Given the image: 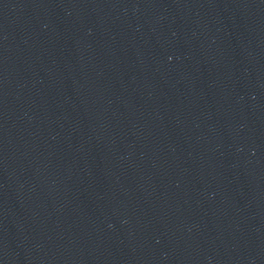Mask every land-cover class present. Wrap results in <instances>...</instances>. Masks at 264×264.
Returning <instances> with one entry per match:
<instances>
[{"label": "water", "instance_id": "95a60500", "mask_svg": "<svg viewBox=\"0 0 264 264\" xmlns=\"http://www.w3.org/2000/svg\"><path fill=\"white\" fill-rule=\"evenodd\" d=\"M0 264H264V0H0Z\"/></svg>", "mask_w": 264, "mask_h": 264}]
</instances>
